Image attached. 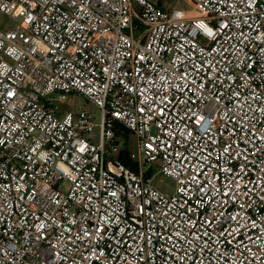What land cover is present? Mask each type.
Listing matches in <instances>:
<instances>
[{
  "label": "built area",
  "instance_id": "built-area-1",
  "mask_svg": "<svg viewBox=\"0 0 264 264\" xmlns=\"http://www.w3.org/2000/svg\"><path fill=\"white\" fill-rule=\"evenodd\" d=\"M182 3L0 0V264H264V0Z\"/></svg>",
  "mask_w": 264,
  "mask_h": 264
},
{
  "label": "rangeland",
  "instance_id": "rangeland-1",
  "mask_svg": "<svg viewBox=\"0 0 264 264\" xmlns=\"http://www.w3.org/2000/svg\"><path fill=\"white\" fill-rule=\"evenodd\" d=\"M149 1L157 5L162 3L164 4L165 9L169 11L172 10V8H177V9L188 8L186 7L185 4L182 3L183 0H149ZM13 24L14 21L12 19L0 13V29L11 27ZM60 106L62 109H68L71 111H77L79 108L88 110L93 115V123L96 126L95 129L92 131L91 136H94L96 140L98 139L99 126L101 124V112L95 105H93L92 103H88L81 96L70 95L68 96L65 102L60 104ZM118 143L120 149H123L124 147H126V145L129 147L131 152H134L137 149V138L132 134H128L126 137L119 136ZM143 170L144 172L150 170V166L149 165L144 166ZM156 170L157 169H153V173ZM152 183L156 189L167 195H172L175 191V187H176L175 182L172 179L162 174L155 175Z\"/></svg>",
  "mask_w": 264,
  "mask_h": 264
},
{
  "label": "trees",
  "instance_id": "trees-1",
  "mask_svg": "<svg viewBox=\"0 0 264 264\" xmlns=\"http://www.w3.org/2000/svg\"><path fill=\"white\" fill-rule=\"evenodd\" d=\"M159 6H161L162 8L165 9L164 7V4H158ZM168 9V8H167ZM171 9V8H170ZM116 134L118 136H124L126 137L128 133L125 129H123L121 126H118L116 127ZM129 153H130V149L129 147L126 145V147H124L121 152H120V155H119V159L123 162V164L131 169H136V165L135 163L131 162L130 159H129ZM146 176L147 177H150L151 176V173L150 172H147L146 173Z\"/></svg>",
  "mask_w": 264,
  "mask_h": 264
}]
</instances>
